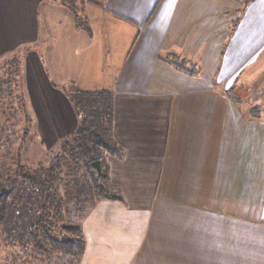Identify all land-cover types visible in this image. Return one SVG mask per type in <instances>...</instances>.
Masks as SVG:
<instances>
[{
	"label": "crops",
	"instance_id": "1",
	"mask_svg": "<svg viewBox=\"0 0 264 264\" xmlns=\"http://www.w3.org/2000/svg\"><path fill=\"white\" fill-rule=\"evenodd\" d=\"M242 1L85 0L88 32L58 2L0 0L37 138L76 132L66 89L113 96L120 195L81 220L80 264H264V119L231 92L264 67V0Z\"/></svg>",
	"mask_w": 264,
	"mask_h": 264
},
{
	"label": "rangeland",
	"instance_id": "2",
	"mask_svg": "<svg viewBox=\"0 0 264 264\" xmlns=\"http://www.w3.org/2000/svg\"><path fill=\"white\" fill-rule=\"evenodd\" d=\"M240 4L239 10L243 7L242 2ZM239 15V13H235V18ZM19 73L20 62L15 54L0 59V165L5 174H11L14 177L18 174L19 152L22 161L32 169L39 168V166L46 168L58 157L65 156L64 170H62L58 181L59 191L65 198L64 219H66L65 223L71 222L72 225H79L89 209L104 196L91 197L94 191L87 185L89 180L83 167L75 168L74 172L71 170L70 167H74V163L68 152L64 151L66 141L70 137L50 144L42 142L35 136L33 121L28 119L30 118V115L27 114L28 109L23 106L21 99ZM235 90L242 94L243 102L247 103L246 108L251 112L254 107L258 106L261 112L259 118L264 119V67L261 61H257L242 75L231 92L234 93ZM231 92L230 94H232ZM243 102L241 101V103ZM249 115L251 120L258 119L251 116V113ZM26 130H29L28 134H26ZM263 166L264 160H262ZM76 185H86V192L84 190L82 194H77ZM20 186L21 184L15 188L16 190L14 189L15 194ZM21 188L23 187L21 186ZM109 190L113 192L112 187H109ZM67 192L71 193L69 199ZM119 195V192L115 191V196ZM59 223L61 222H52V228L60 225ZM30 225L23 217L12 218L8 223L0 224V264H80L82 250L78 244L74 245L73 255L61 248L54 249L49 257L44 253H38L39 249L49 250L50 245L37 235L41 237L44 234L46 239L49 238V235L59 236V230L52 229L49 224L42 223L39 224V229L32 231L31 234ZM27 226L28 236L24 238L20 233ZM75 237L79 243L78 237L81 239V236Z\"/></svg>",
	"mask_w": 264,
	"mask_h": 264
},
{
	"label": "trees",
	"instance_id": "3",
	"mask_svg": "<svg viewBox=\"0 0 264 264\" xmlns=\"http://www.w3.org/2000/svg\"><path fill=\"white\" fill-rule=\"evenodd\" d=\"M69 8L75 15L77 27L90 32L87 17L82 14V5L85 0H52ZM253 0H243L241 12ZM239 18L235 20L234 27L238 25ZM19 62V59H18ZM178 66H182L179 59L175 60ZM66 93L74 104V108L79 117V125L76 132L66 141L64 151L68 152L74 167H70L74 172L75 168L83 167L85 175L89 180V187L93 189L91 196L116 197L115 191L109 190L107 181V154H118L120 148L115 142L112 133L114 106L113 96L109 91H82L79 89H66ZM237 101V100H236ZM254 118H259L260 109L254 107L250 112ZM30 119V118H28ZM30 121V120H29ZM29 130H26L28 134ZM19 169L17 175L5 174L0 165V224L8 223L12 218L23 217L30 225V233L39 229V224L46 223L51 226L54 221L61 222L60 225L52 229L59 230V236L49 235V238L40 237L45 243H49V250H38L50 256L54 249L61 248L72 253L75 244L81 246L83 251L82 238L79 243L75 236L80 235V224L72 225L65 223V198L60 193L58 181L62 175L63 166L66 161L65 156H60L48 167L32 169L22 161L21 153L18 156ZM100 160L103 174L97 178V172L92 168L91 163ZM67 163V162H66ZM16 194L14 189L20 185ZM86 185H76L77 194H82ZM16 190V189H15ZM69 190V189H68ZM70 191V190H69ZM86 192V190H85ZM74 194V193H73ZM71 193L67 192V198ZM17 235V233H16ZM20 235L28 236V226L24 227ZM44 243V244H45ZM81 251V254H82ZM37 255V254H36Z\"/></svg>",
	"mask_w": 264,
	"mask_h": 264
},
{
	"label": "water",
	"instance_id": "4",
	"mask_svg": "<svg viewBox=\"0 0 264 264\" xmlns=\"http://www.w3.org/2000/svg\"><path fill=\"white\" fill-rule=\"evenodd\" d=\"M91 166L97 172V178L100 179L102 174H103L101 161L100 160H96V161L91 163Z\"/></svg>",
	"mask_w": 264,
	"mask_h": 264
}]
</instances>
